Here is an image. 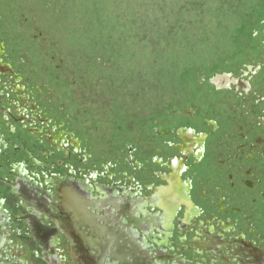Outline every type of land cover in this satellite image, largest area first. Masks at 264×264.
<instances>
[{
    "label": "flooded vegetation",
    "instance_id": "1",
    "mask_svg": "<svg viewBox=\"0 0 264 264\" xmlns=\"http://www.w3.org/2000/svg\"><path fill=\"white\" fill-rule=\"evenodd\" d=\"M256 7L164 100L128 69L66 83L26 1L0 0V264H264Z\"/></svg>",
    "mask_w": 264,
    "mask_h": 264
},
{
    "label": "rangeland",
    "instance_id": "2",
    "mask_svg": "<svg viewBox=\"0 0 264 264\" xmlns=\"http://www.w3.org/2000/svg\"><path fill=\"white\" fill-rule=\"evenodd\" d=\"M25 1L64 57L66 83L92 73L107 86L109 69L114 79L128 69L130 87L160 79L164 100L229 52L243 36L239 26L257 11V0Z\"/></svg>",
    "mask_w": 264,
    "mask_h": 264
},
{
    "label": "crops",
    "instance_id": "3",
    "mask_svg": "<svg viewBox=\"0 0 264 264\" xmlns=\"http://www.w3.org/2000/svg\"><path fill=\"white\" fill-rule=\"evenodd\" d=\"M112 196H113L114 198H116V199H119V200H121L120 196H118V197H117V195H115V194H114V195H112ZM136 231H137V230H136ZM136 233H137V232H136ZM152 262H154V263H155V260H153Z\"/></svg>",
    "mask_w": 264,
    "mask_h": 264
}]
</instances>
